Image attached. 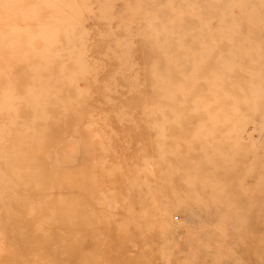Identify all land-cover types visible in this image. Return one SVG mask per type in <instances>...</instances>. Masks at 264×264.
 I'll use <instances>...</instances> for the list:
<instances>
[{
    "label": "rangeland",
    "instance_id": "1",
    "mask_svg": "<svg viewBox=\"0 0 264 264\" xmlns=\"http://www.w3.org/2000/svg\"><path fill=\"white\" fill-rule=\"evenodd\" d=\"M0 264H264V0H0Z\"/></svg>",
    "mask_w": 264,
    "mask_h": 264
}]
</instances>
